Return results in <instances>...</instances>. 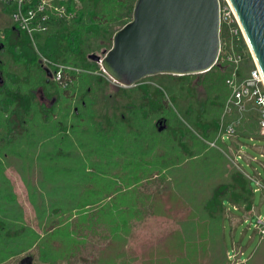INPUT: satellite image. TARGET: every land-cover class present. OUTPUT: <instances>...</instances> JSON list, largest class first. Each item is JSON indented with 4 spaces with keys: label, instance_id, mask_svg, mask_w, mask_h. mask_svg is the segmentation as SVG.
Instances as JSON below:
<instances>
[{
    "label": "trees",
    "instance_id": "obj_1",
    "mask_svg": "<svg viewBox=\"0 0 264 264\" xmlns=\"http://www.w3.org/2000/svg\"><path fill=\"white\" fill-rule=\"evenodd\" d=\"M68 1L67 9L74 12L72 20L54 19L47 31L35 33V43L53 62L92 65L88 52L97 40L108 46L107 50L111 47L114 32L131 19L135 0ZM31 44L28 34L13 23L0 39V264L38 245L43 262L67 259L69 250L85 238L77 230L68 231L75 214L85 208H101L105 199L125 190L118 182L130 181L154 167H158L157 176L170 168L175 170L172 175L182 173L166 180V192L170 187L181 188V195L187 191L190 199L197 198L198 214L180 225L184 231L202 228L207 239L206 260L189 264H225L223 202L249 212L253 198L248 177L207 143L215 139L221 123L229 95L225 81L232 65L218 59L203 73L162 74L170 79L172 104L159 89L147 86L140 89L147 97L140 105L129 102L99 113L88 99L92 89L84 88L88 79L82 82V73L73 71L71 83H79L75 90L67 88L71 83L61 87L45 75L51 71L42 69L44 64ZM237 44L243 55L239 74L246 75L254 66L251 53L243 40ZM197 86L203 89L202 97L197 96ZM57 87L70 100L84 89L91 115L74 108L70 116L77 123L68 127L70 106L58 104L59 96L46 95L47 89L57 95ZM151 91L155 98L148 96ZM83 105L88 109L87 101ZM61 109L65 111L60 116ZM232 110L225 119L241 115L239 126L244 129L240 135L259 137L257 119L237 108ZM147 115H158L155 128L144 123ZM83 121L87 126L80 125ZM184 165H190V170ZM16 176L37 229L25 221L14 184H18ZM121 219L122 226L111 228L110 237L130 227L124 215ZM192 237L185 241L191 242ZM56 241L61 245H55ZM50 243L60 247L55 251L58 256H53Z\"/></svg>",
    "mask_w": 264,
    "mask_h": 264
},
{
    "label": "rangeland",
    "instance_id": "obj_2",
    "mask_svg": "<svg viewBox=\"0 0 264 264\" xmlns=\"http://www.w3.org/2000/svg\"><path fill=\"white\" fill-rule=\"evenodd\" d=\"M11 25L12 21L9 12L2 9L0 5V39L7 33V29ZM114 27L116 28V25ZM34 42H36L35 38ZM96 42L97 45L93 46L92 51L88 52V54L104 55L108 46L105 44L101 45L99 40ZM31 46L39 57L38 61L41 58H46L40 53L38 43L34 45L32 42ZM47 60V64L43 61L45 64L42 62L44 65L41 67L43 70H50L51 72L45 75H49L48 78L59 83L61 87L67 86L68 83L70 84L73 80L72 77L71 81L65 85L54 80L52 72L60 70L61 76L65 80L71 76L73 71L82 73V82L85 81V77L88 79L89 83L85 84L84 88L89 86L92 89L88 99L93 101L91 107L99 113L108 109L115 110L116 106L129 104V102L140 105V102L147 98L140 89L147 86H154L155 90L159 89L171 103L169 91L172 90L170 88L172 85L170 84V79L165 75L157 74L145 77L134 86L123 87L105 74L98 62L91 60L89 62L92 65L75 66ZM92 77L95 78V83L91 81ZM71 84L67 88L72 92L79 83L74 80ZM61 89H57V95L49 94L52 92H47L49 90L47 89L46 95L47 98H52V96L58 98L59 96L60 102L58 101V104L63 107L70 106L69 114L66 118L68 127L75 126L77 123V120L70 116L74 108H78V112L86 111L89 113L88 116L91 115L90 101L87 100L84 89L80 93H76L73 100L66 98L63 93L61 95ZM55 90L56 88L53 89V91ZM38 93L40 94L39 91ZM148 96L155 98L153 91L149 92ZM197 96H203V89L200 86H197ZM86 101L88 102V109L86 105H83ZM61 111L60 114L57 112L60 116L63 115L65 109H61ZM123 111L121 109V112ZM242 111L243 114L247 112L251 116L257 117L253 106L247 105L245 110ZM234 119L237 121L236 130H238L231 140L226 138L221 141L218 129L215 139L207 141V143L210 147L221 151L228 162L243 173L245 171L250 176L258 173V177L264 185V155L260 156L259 152L252 147L253 145L264 147V139L250 141L246 138V135H240L242 133L241 129H244V125L239 126L241 115L234 117ZM157 120L158 115L151 117L147 115L143 119L144 123L153 124L154 128L159 123ZM80 125L87 126L85 121ZM158 125L161 126L162 122ZM69 133L72 135L71 130H69ZM247 137L255 138L254 136ZM237 143L241 145V149L236 146ZM241 151L250 156H255L258 162L251 161L250 166L246 165ZM237 153L241 155V158L236 160L235 155ZM184 167L187 170L190 165H184ZM157 170L158 167L150 168L145 173L133 176L130 181L126 179L122 183L118 182L125 190L111 200L105 199L102 204L106 203V205L101 208H85L82 212L76 213L75 217L69 222L68 231L74 232L77 230L85 238L69 250L70 253L67 259L59 258L55 262H43L40 259V247L38 245L3 264H189L192 261H204L206 254H204L203 250L207 247V239L205 240L202 228L196 226L194 232L191 230L184 231L182 225H180V222L185 218L198 214L197 205H194V201L197 202V198L190 199V194L187 191L184 192V195H181L183 192L181 188L170 187L168 192H166L163 188L166 180L171 176L181 175L182 173L175 172V175H172L175 170L170 168L161 176H157ZM16 179L18 184H14L18 194V202L24 211L25 221L37 229L35 215L28 204L24 188L17 176ZM250 186L253 189L256 187L254 181L250 180ZM263 196V192L253 191L255 208L261 216L264 215ZM223 208L225 214L239 218V221L235 222V224H231L227 218L223 219L222 228L225 249L231 252L232 248L236 247L242 251V254H238L234 259L226 260L225 264H264V239H262L260 232L255 227L257 214L250 213L247 221H244L242 211L234 208V205L229 201L225 200L223 202ZM121 215H124L129 220L130 227L126 232L119 230L116 236L110 237L111 228L122 226ZM190 237H192V241L186 242L185 239ZM50 245L54 249L53 256H58L55 251L60 247L55 248L52 243ZM55 245L60 246L61 244L56 241ZM44 247L47 248L46 245Z\"/></svg>",
    "mask_w": 264,
    "mask_h": 264
},
{
    "label": "water",
    "instance_id": "obj_3",
    "mask_svg": "<svg viewBox=\"0 0 264 264\" xmlns=\"http://www.w3.org/2000/svg\"><path fill=\"white\" fill-rule=\"evenodd\" d=\"M230 2L264 77V0ZM219 51V0H135L131 19L114 32L111 47L88 58L113 81L131 87L157 74L206 72Z\"/></svg>",
    "mask_w": 264,
    "mask_h": 264
},
{
    "label": "built area",
    "instance_id": "obj_4",
    "mask_svg": "<svg viewBox=\"0 0 264 264\" xmlns=\"http://www.w3.org/2000/svg\"><path fill=\"white\" fill-rule=\"evenodd\" d=\"M68 2V0H0V5L4 10L9 9L12 23L25 31L35 45V33L47 31L54 19L65 20L68 23L72 20L74 12L67 9ZM219 38L218 59L220 62L231 64L233 68L225 81L229 95L219 126L220 139L221 141L226 138L231 140L236 135L237 121L225 118L232 114L233 108L243 112L242 110H245L247 105L255 109L259 137L264 138V77L248 46L243 27L230 0H219ZM239 40L245 42L254 64L246 75L239 74L240 63L243 59V55L237 50ZM41 61H45L46 64L48 62L46 58H41ZM52 76L54 80L65 85L71 81V76L66 80L62 78L60 70L52 72ZM240 158L241 155L237 153L235 159ZM252 181L257 190H264V185L259 179L253 178ZM255 227L264 239V215H256ZM238 254H242V251L233 247L231 252L226 251V260H232Z\"/></svg>",
    "mask_w": 264,
    "mask_h": 264
},
{
    "label": "crops",
    "instance_id": "obj_5",
    "mask_svg": "<svg viewBox=\"0 0 264 264\" xmlns=\"http://www.w3.org/2000/svg\"><path fill=\"white\" fill-rule=\"evenodd\" d=\"M246 138H248L250 141H259V140H263L264 138H260V137H255V138H252V137H247L246 136ZM252 138V139H251ZM236 146H238V148L239 149H241V145L239 144V143H237V145ZM253 147V149L254 150H256V151H258L259 152V155L260 156H262V155H264V147H259V146H256V145H253L252 146ZM256 148V149H255ZM242 152V151H241ZM242 158H243V160L244 161H246V165H251V161H253V162H258V160H257V158L255 157V156H250V155H248V154H246L245 152H242ZM239 165V164H238ZM241 167V166H240ZM244 171V170H243ZM244 173L247 175V177H248V179L249 180H252L253 178H257V179H259V174L257 173H255V174H253L252 176H250V175H248L245 171H244ZM260 180V179H259ZM261 181V180H260ZM253 189V188H252ZM253 191H260V192H263V195H264V190H257V188L255 187L254 189H253ZM263 199H264V196H263ZM29 204V203H28ZM234 208H237V209H239V210H241L242 211V213H243V216H244V221H247V219H248V215L250 214V213H255V214H257V215H259L258 214V212L256 211V208H255V203H254V200H253V198H252V209H251V211H249V212H247V211H245L244 209H243V207H241V206H238V205H234ZM24 212V211H23ZM224 219L225 218H227V219H229V221H230V223L231 224H235V222H237V221H239L238 219L239 218H236V217H234V216H231V215H227V214H225L224 213V217H223Z\"/></svg>",
    "mask_w": 264,
    "mask_h": 264
}]
</instances>
